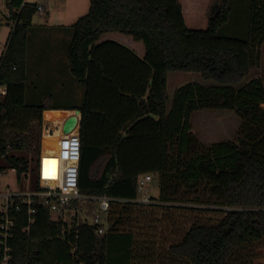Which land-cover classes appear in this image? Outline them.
I'll return each mask as SVG.
<instances>
[{"label":"trees","instance_id":"16d2710c","mask_svg":"<svg viewBox=\"0 0 264 264\" xmlns=\"http://www.w3.org/2000/svg\"><path fill=\"white\" fill-rule=\"evenodd\" d=\"M5 1L19 23L0 57V86H7L0 97L2 159L21 178L33 158L16 152L40 156L44 112L78 111L86 215L96 210L94 198L112 199L103 235L80 214L69 227L38 207L29 231L19 216L7 264H256L264 246V81L248 77L261 65L264 0H251L247 40L218 35L230 19V0H212L204 29L187 25L180 0H90L67 51L84 88L82 104L71 108L52 106L45 94L26 105L28 30L38 5ZM113 34L127 45L107 38ZM170 72L198 73L218 85H184L168 109ZM203 110L233 111L241 120L235 140L203 144L191 124ZM55 115L65 114L46 112V122H59ZM55 142L47 134L45 146L54 149ZM147 174L158 195L150 205L133 203ZM149 208L179 214L173 238L162 233L159 241L153 224L143 239L132 228Z\"/></svg>","mask_w":264,"mask_h":264},{"label":"rangeland","instance_id":"374dc122","mask_svg":"<svg viewBox=\"0 0 264 264\" xmlns=\"http://www.w3.org/2000/svg\"><path fill=\"white\" fill-rule=\"evenodd\" d=\"M183 2V0H181ZM209 1V0H208ZM206 0H199L200 4L204 7L208 8V15L211 9L212 2ZM84 4V3H83ZM184 5L187 7L188 1H184ZM200 5V6H201ZM202 7V8H204ZM230 7H231V16L228 23L219 31L218 35L220 37H231V38H239L243 40L248 39V30H249V21H250V13H251V0H230ZM90 9V0H85V7L84 12L82 13V17L86 16ZM38 14V13H37ZM77 18L79 15L77 14ZM10 11L7 8V4L5 0H0V52L2 50L5 51L10 33L12 31V21L10 20ZM39 15L36 16L35 19H38ZM40 19V18H39ZM206 25L196 27L194 26L192 29H204ZM67 30L72 34V38L74 35L73 26H68ZM109 39H117L121 43L126 44L123 42L117 34L108 35ZM127 45V44H126ZM2 48V49H1ZM1 52V53H2ZM62 52V51H61ZM64 54V52H63ZM56 57L55 61L58 65L63 66L62 73L65 77L64 84L67 83V78L69 79L66 89L63 91L58 89L55 86V83L52 82L50 84V90L55 94L54 97L48 94L46 96L49 97L47 103L52 104V106L62 107V108H71L77 105L82 104L84 100V88L76 82L77 80L71 73L69 61L67 55L60 58ZM61 66V67H62ZM69 71V76L67 77L66 71ZM67 71V73H68ZM32 73L29 76V80H31ZM261 78L264 81V44L262 46V58H261V65L251 71L250 76L248 77L249 80L254 78ZM34 79V78H33ZM35 81V80H33ZM49 81H52V75L49 73ZM29 87L26 90L25 102L28 106L36 105L40 100V96H37L34 93V89L32 87V82H28ZM191 83H198L200 85H204L207 87L216 86L218 84L214 82H207L202 79L201 75L198 73H177V72H170L168 74V94L170 96V104L168 109L171 108V101L174 96L175 90L179 89L180 87L191 84ZM63 84L60 85L62 88ZM65 88V86H63ZM50 92V93H51ZM58 94V95H57ZM64 118V116L62 117ZM62 118L60 120H62ZM59 120V122H60ZM43 121L46 122L45 114H43ZM58 122V123H59ZM193 132L196 136L204 143H218L224 141H233L239 129L241 120L240 118L233 112L228 110H203L196 112L193 115V119L191 121ZM48 127L45 128L43 124L42 129V138L43 141L47 134L51 131H58L59 127H54L53 130H48ZM41 151H43V146L41 147ZM17 156L24 157L28 160H32L30 171L27 174H24L21 178L18 177L17 173L12 170L9 166V163L6 159L0 160V193L1 194H28L33 193L38 186V160L39 156H31L30 153L26 152H16ZM150 193L152 196L158 195V189L153 184L150 186ZM88 201H83L79 204L78 209H74L73 207L63 216H53L54 220H59V218L63 219L65 223L72 227L74 224V220L78 214L79 218L82 222H88L89 224L93 223L94 214L86 215L89 211ZM93 207V205L91 204ZM95 210V207L92 208ZM173 218V220H172ZM171 221L176 224L172 226ZM134 226L132 228L136 231L138 228L139 232H141V238H144V234L148 229L150 224L155 225L158 228V239L159 241L163 240L164 236H170L173 238L171 234V230L175 229L183 220L179 218V214L171 215L170 211H164L162 209H143L142 213H138L135 218L133 219ZM163 233V237H162ZM170 243L168 242L166 247H168ZM165 247V246H162ZM161 258V257H160ZM162 259V258H161ZM161 260L159 259V262ZM256 264H264V246H260L257 248V257L255 259ZM159 264V263H158Z\"/></svg>","mask_w":264,"mask_h":264},{"label":"built area","instance_id":"2783aa9c","mask_svg":"<svg viewBox=\"0 0 264 264\" xmlns=\"http://www.w3.org/2000/svg\"><path fill=\"white\" fill-rule=\"evenodd\" d=\"M37 12L43 14V7L38 5ZM11 21L12 31H14L19 23V18ZM6 94L7 86H0V97L6 96ZM72 117H77V123L69 133H65L64 127ZM80 122V115L71 113L63 119L58 131H51L48 134L51 141L57 142V147L53 151H42L40 153L38 160L39 191L28 194L0 193V252L3 254L2 264H7L10 260V242L15 236L19 216H25L28 225L26 231H29L31 225L36 221L38 207L49 212L52 216L63 217L75 202L88 200L80 192L82 152ZM0 160H2L1 154ZM151 183L152 176L150 174L140 177L137 187L138 197L132 201L133 203L144 206L153 203L150 193ZM93 200L96 202V210L93 223L90 225L98 226V233L103 235L105 229L102 225L105 215L110 210L112 199L102 197Z\"/></svg>","mask_w":264,"mask_h":264},{"label":"crops","instance_id":"0c3cea01","mask_svg":"<svg viewBox=\"0 0 264 264\" xmlns=\"http://www.w3.org/2000/svg\"><path fill=\"white\" fill-rule=\"evenodd\" d=\"M184 1L185 2L188 1L187 7L184 5ZM180 2L183 5L186 23L190 28H193L194 26L196 27L197 25L199 26L207 25L208 8L202 6L199 0H183V2L180 0ZM209 2H212V0L208 1V5ZM25 3L39 5L42 6L44 9L43 14L38 13L34 16L32 20V25L28 30V40H27L28 76H30V74L32 73L31 80H29V82H32L34 93H36L37 96H40L42 94L45 95L50 94L52 95V97H54L55 94H52L53 92H51L50 90L49 82L50 83L54 82L55 86H57L58 89L64 91L69 81V79L67 78V83L64 84L65 77L62 73L63 66L62 65L56 66L58 63H56L55 58L56 57L59 58V55H61L60 58L65 56V54L67 55L69 45L72 41V34L67 30V27L73 26L82 17L81 15L84 12L85 0H25ZM77 14L79 15V18H77L78 17ZM37 15H39L40 19L39 18L35 19ZM1 52H0V57L3 56L5 51L3 50V52L2 53ZM67 71L65 75L68 77L69 71L68 73ZM49 73H51L52 75V81H49ZM61 84H63L65 88L63 86L61 88L60 87ZM50 111L51 112L63 111V114L65 115L62 116L55 115L57 116L58 121L63 116L65 118L67 115L71 113L72 114L78 113V111L75 110H47L44 112V114ZM56 114H62V113H56ZM64 118H62V120H60L59 123L53 122L51 120H48V123L43 121L45 128L48 127L46 131L48 130L51 131L54 129V127L56 128L57 126L60 127V124H62ZM202 143L205 145L214 144V143L206 144L204 142ZM42 146H43V152L53 151L55 149V147L54 149L51 148L50 146L46 147L45 139L42 141Z\"/></svg>","mask_w":264,"mask_h":264},{"label":"water","instance_id":"95a60500","mask_svg":"<svg viewBox=\"0 0 264 264\" xmlns=\"http://www.w3.org/2000/svg\"><path fill=\"white\" fill-rule=\"evenodd\" d=\"M78 114L80 115V113L78 112ZM77 117H72L65 125L64 127V132L65 133H69L75 126V124L77 123Z\"/></svg>","mask_w":264,"mask_h":264}]
</instances>
